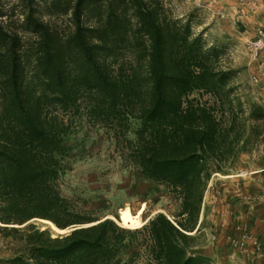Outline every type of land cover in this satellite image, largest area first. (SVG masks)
<instances>
[{
    "label": "trees",
    "instance_id": "obj_1",
    "mask_svg": "<svg viewBox=\"0 0 264 264\" xmlns=\"http://www.w3.org/2000/svg\"><path fill=\"white\" fill-rule=\"evenodd\" d=\"M66 14L67 31L52 19ZM220 53L189 20L163 16L159 0H16L11 13L0 8V222L78 224L56 237L30 224L23 253L7 263L211 264L189 251L208 182L264 126V107L252 103L247 128ZM84 117L125 143L140 177L174 191L175 220L158 213L131 229L74 211L61 180Z\"/></svg>",
    "mask_w": 264,
    "mask_h": 264
},
{
    "label": "rangeland",
    "instance_id": "obj_2",
    "mask_svg": "<svg viewBox=\"0 0 264 264\" xmlns=\"http://www.w3.org/2000/svg\"><path fill=\"white\" fill-rule=\"evenodd\" d=\"M159 1L163 16L171 21L189 20L194 34L201 35L207 47L219 48V64L222 68L233 71L232 84L243 102L245 111L241 115L246 119L249 129V106L258 103L264 107V50L256 57L251 52L253 40L261 31L264 33V0L260 1L263 4L261 22L247 33L244 23L225 22V18L218 15L219 9L212 6L210 0ZM14 3L16 0H0V8L11 13ZM52 19L63 30L67 31L70 26V14L55 15ZM87 120L86 117L80 119L76 130L71 134V144L74 146L69 157V169L61 180V193L74 211L85 218L105 219L113 216L117 219L121 207L129 204L132 211L136 212L145 203L146 222L158 213H165L175 220L179 203L174 191L163 183L140 177L128 165L124 155L125 143L116 139L106 128L93 127ZM261 148H264V126L260 139H253L249 149L242 152L236 161L227 162L222 172L213 169L210 180L215 173L234 172L243 154L251 155ZM207 215L209 210L207 207L204 209L203 202L200 220L204 221L197 233L196 246L191 247L190 252L199 251L212 241L214 231L211 230V221ZM115 218L110 219L120 225ZM46 220L48 219L36 217L24 224L0 222V264H8L7 262L23 253V237L30 224H34L36 229L49 231L53 237L65 234L78 225L73 223L65 231H58ZM2 226H14L21 231L8 233ZM210 258L211 264H218L216 258Z\"/></svg>",
    "mask_w": 264,
    "mask_h": 264
},
{
    "label": "crops",
    "instance_id": "obj_3",
    "mask_svg": "<svg viewBox=\"0 0 264 264\" xmlns=\"http://www.w3.org/2000/svg\"><path fill=\"white\" fill-rule=\"evenodd\" d=\"M260 1L210 0L225 22L244 23L246 33L262 20ZM209 184L204 209L209 210L207 218L214 233L211 243L198 252L216 258L218 264L247 263L251 260L249 254L233 250L228 236L236 232V224L242 223L264 246V148L243 154L234 172L215 173ZM252 264H264V255Z\"/></svg>",
    "mask_w": 264,
    "mask_h": 264
},
{
    "label": "built area",
    "instance_id": "obj_4",
    "mask_svg": "<svg viewBox=\"0 0 264 264\" xmlns=\"http://www.w3.org/2000/svg\"><path fill=\"white\" fill-rule=\"evenodd\" d=\"M261 50H264V33L262 31L251 43V52L255 57L259 55ZM209 186L210 184H208ZM235 230V233L228 236L229 246L235 251L249 254L251 258L249 262L242 264H252L256 259L262 258L264 255L262 240L249 232L242 223L236 224Z\"/></svg>",
    "mask_w": 264,
    "mask_h": 264
},
{
    "label": "bare ground",
    "instance_id": "obj_5",
    "mask_svg": "<svg viewBox=\"0 0 264 264\" xmlns=\"http://www.w3.org/2000/svg\"><path fill=\"white\" fill-rule=\"evenodd\" d=\"M128 200V199H127ZM146 207L145 203L141 205V207L136 211L133 212L132 208L129 204H127L125 207H121L119 210V217L116 219L113 216H108L110 218H115L117 222L126 228H139L141 227L146 221L144 220V213H145ZM50 225L58 231H65L66 229H60L58 228L53 222L46 220Z\"/></svg>",
    "mask_w": 264,
    "mask_h": 264
}]
</instances>
